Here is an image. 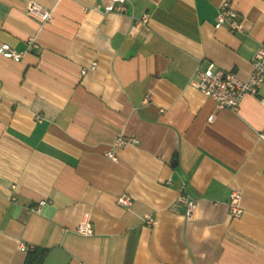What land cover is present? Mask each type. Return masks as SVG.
Masks as SVG:
<instances>
[{"label": "crops", "instance_id": "1", "mask_svg": "<svg viewBox=\"0 0 264 264\" xmlns=\"http://www.w3.org/2000/svg\"><path fill=\"white\" fill-rule=\"evenodd\" d=\"M224 1L0 0V49L24 52L0 51V264H264V83L236 110L191 84L210 63L246 80L264 44V0H230L243 34L215 28Z\"/></svg>", "mask_w": 264, "mask_h": 264}, {"label": "built area", "instance_id": "2", "mask_svg": "<svg viewBox=\"0 0 264 264\" xmlns=\"http://www.w3.org/2000/svg\"><path fill=\"white\" fill-rule=\"evenodd\" d=\"M111 3L107 6V12H116L120 14H127L129 12V0H110ZM27 12L38 19L42 23H47L52 20V12L46 6L31 1L28 5ZM135 22L147 24L149 22V15H144L140 20L135 19ZM215 28L222 27L227 28L231 33H245V27L243 19L240 14L233 8L230 0H225L217 9L215 16ZM30 44L36 46L33 39L30 40ZM1 53L14 60H19L24 56V52L17 51L11 48L8 44H2ZM97 62H93L91 69L97 68ZM252 71L246 80L239 78L233 72L224 70L217 67L214 63H210L205 69L197 67L195 70L194 78L191 80V84L199 89L201 92L212 98L216 102L218 109H238L242 100L250 95H258L260 86L264 83V44H259L253 59H252ZM84 69L83 72H86ZM149 96H145V103L148 102ZM260 102L264 105V98L260 99ZM215 116L210 119L213 120ZM37 119H41V116H37ZM261 139L264 140V132L260 134ZM139 142L136 136H118L114 142V148H121L127 145H135ZM106 155L116 161L118 159L114 150H110ZM181 199L188 205V215L192 216L197 203L189 195L184 194ZM242 194L238 190H233L228 199L229 213L233 218H239L243 213L241 205ZM46 202H40L35 210L44 205ZM117 203L123 206H131V202L128 196L122 195L117 199ZM145 222L147 224H155L156 218L147 214L145 216ZM77 231L86 236H90L94 233L91 215L89 213L84 214L81 223L79 224ZM21 249L25 252H30L33 247L21 243Z\"/></svg>", "mask_w": 264, "mask_h": 264}, {"label": "trees", "instance_id": "3", "mask_svg": "<svg viewBox=\"0 0 264 264\" xmlns=\"http://www.w3.org/2000/svg\"><path fill=\"white\" fill-rule=\"evenodd\" d=\"M35 251H36V250H34V252H35ZM34 252H33V253H34ZM30 253H31V252H30ZM30 253H29V254H30ZM45 253H46L45 250H43V251L37 253L36 261H35L33 264H40V263L42 262V260L44 259V257H45ZM29 259H30V258H29ZM31 259H33L32 256H31Z\"/></svg>", "mask_w": 264, "mask_h": 264}]
</instances>
